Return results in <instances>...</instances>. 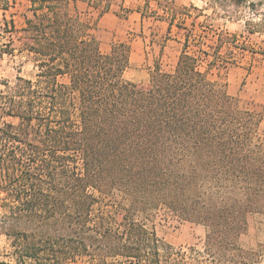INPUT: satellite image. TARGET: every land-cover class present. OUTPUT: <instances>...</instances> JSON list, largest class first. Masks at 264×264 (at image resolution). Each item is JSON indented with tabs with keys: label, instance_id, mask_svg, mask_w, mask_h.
<instances>
[{
	"label": "trees",
	"instance_id": "trees-1",
	"mask_svg": "<svg viewBox=\"0 0 264 264\" xmlns=\"http://www.w3.org/2000/svg\"><path fill=\"white\" fill-rule=\"evenodd\" d=\"M76 1L29 0L20 39L34 79L0 91V110L18 120L0 127V234L16 264H183L186 252L142 222L158 208L204 228L195 264H264V243L239 244L248 217L264 216V107L240 109L208 78L228 63L222 47L240 49L236 37L220 32L212 55L183 51L171 72L136 84L123 77L128 47L102 54ZM156 7L169 27L184 18L173 0Z\"/></svg>",
	"mask_w": 264,
	"mask_h": 264
},
{
	"label": "rangeland",
	"instance_id": "rangeland-1",
	"mask_svg": "<svg viewBox=\"0 0 264 264\" xmlns=\"http://www.w3.org/2000/svg\"><path fill=\"white\" fill-rule=\"evenodd\" d=\"M160 1L94 0L88 5L78 0L71 12L89 27V34L97 41L102 54H107L114 44L128 47V68L123 77L142 85L148 83L156 67L162 72H171L183 51L197 57L201 52L212 55L217 34L226 32L235 36L240 49L222 47L219 55L228 63L211 67L208 78L225 85L227 94L236 99L240 109L261 111L264 107V0H248L247 5L240 7L219 0H173L176 8H184V18L177 19L171 27L169 19H163L156 7ZM105 3H109V11L102 13ZM29 6V0H9L8 10L0 12V45L7 50L0 57V91L5 90L4 84L12 86L18 77L34 79L32 59L22 52L20 39L25 18L30 16ZM3 21L8 24V33L1 32L5 28ZM208 60L210 57L202 69L207 67ZM17 124V119L0 110V127ZM260 128L264 131V120ZM3 213L0 207V215ZM142 222L162 242L186 252L183 264H195L189 250H201L205 236L202 226L184 222L163 208L150 211ZM259 243H264V216L253 214L248 217V227L240 236L239 244L250 249ZM17 259L11 240L0 234V264H16Z\"/></svg>",
	"mask_w": 264,
	"mask_h": 264
}]
</instances>
